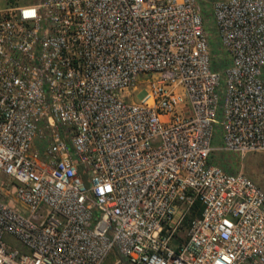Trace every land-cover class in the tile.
<instances>
[{"label": "built area", "instance_id": "built-area-1", "mask_svg": "<svg viewBox=\"0 0 264 264\" xmlns=\"http://www.w3.org/2000/svg\"><path fill=\"white\" fill-rule=\"evenodd\" d=\"M215 152L264 153V0H0V264H264Z\"/></svg>", "mask_w": 264, "mask_h": 264}, {"label": "rangeland", "instance_id": "rangeland-1", "mask_svg": "<svg viewBox=\"0 0 264 264\" xmlns=\"http://www.w3.org/2000/svg\"><path fill=\"white\" fill-rule=\"evenodd\" d=\"M207 13V32L211 39V51L213 55L217 56L221 53V50L216 31L213 28V24L211 22L210 8H208ZM213 162H220L223 167L230 172L245 173L247 176L253 179V181H255L264 191V153L248 154L246 157L241 159L233 155L215 152L213 155ZM7 240L15 248L24 252L27 251V249L23 248V246L12 237L9 236Z\"/></svg>", "mask_w": 264, "mask_h": 264}]
</instances>
